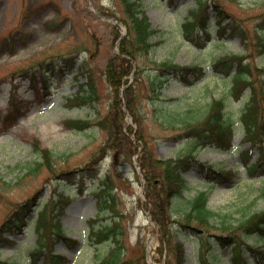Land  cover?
Segmentation results:
<instances>
[{
    "label": "rangeland",
    "instance_id": "1",
    "mask_svg": "<svg viewBox=\"0 0 264 264\" xmlns=\"http://www.w3.org/2000/svg\"><path fill=\"white\" fill-rule=\"evenodd\" d=\"M141 1L152 25L160 29L154 37V40L160 39V43L153 47L152 59L209 68L214 57L245 52L251 60L252 81L264 107V53L257 47L263 31L259 24L264 18V0H217L224 13L231 16L233 24L247 38L245 48L238 37L230 39L226 36L222 40L216 25L212 27V35L214 39L222 40L219 44L210 40L200 47L202 45L186 40L180 27L196 6L193 0ZM90 3L105 17L112 16V12H122L121 0H0V235L8 239L0 243V261L43 264V256L30 255L40 239L35 218L16 233L6 230L2 224L17 203L36 195L37 202L44 205L55 197V192L64 190V193H71V198L59 218L67 237L77 242L70 248L64 239L52 240L54 252L66 257L63 264H96L115 245L113 241H106L98 247L89 243L91 219L95 217L103 223L119 222V243L129 264H150V258L154 264H167L168 261L175 264L174 247L172 253L167 251L161 255L157 251V227L147 219L144 191L132 156H117L114 160L113 151L108 149L90 168L85 163L92 164L94 153L105 143L106 131L96 124L84 131L66 125L69 119L94 120L110 109L113 89L106 78L105 68L118 46L117 25L114 19H104L94 13ZM216 12L215 9L210 10L213 20ZM63 60L69 61L71 67L61 66ZM50 68L51 72L46 75ZM147 70L145 68L144 73L132 77L137 119L134 121L129 110L126 118L135 133L142 132L158 156L176 157L187 145L189 138L184 134L187 129L181 121H176V128L167 123L164 126L160 110L173 111L178 117L191 121L203 117L211 99L221 96L230 87L231 78L207 74L194 83L170 79L162 88L163 101L169 102L166 97L178 98L173 106L163 107L149 97ZM13 71L17 77L14 80L10 75ZM91 83L95 86L96 101L77 99L82 89L90 91ZM4 89H7L5 94ZM12 95L20 102L25 114L8 125L4 121ZM245 96L246 92L241 98L234 97V117L243 106ZM188 109L191 112H186ZM236 134L234 143L239 146L233 153L209 147L197 152L202 162L234 169L231 181L211 183L196 170L189 169L183 173L190 184V189L184 190L186 196L192 197L200 190L209 191L208 205L216 212L212 217L216 227L202 234L211 240V251L207 248L206 252L209 251V261L210 257L214 258V264L235 263L232 246L217 242L214 235L222 231L221 221L238 225L243 218L264 208V177L248 174L247 165L242 161L243 153L241 156L239 153L250 143L242 141L241 128H237ZM178 135L183 136L175 138ZM35 139L39 140L41 148L51 149L59 156L51 169L45 165L38 174H26L30 166L41 160L35 151ZM118 149L122 151L123 144ZM258 153L255 145L251 160L255 161ZM67 166L75 169L74 176H58L59 167ZM101 175H106L110 185L115 187L116 209L121 216L109 212L98 214L93 190L96 187L94 179ZM178 208L174 212L176 215L186 206L179 203ZM185 232L187 234L176 233V239L185 245V264H200V236L188 230ZM45 236L46 242L41 238L39 247L47 249L50 238ZM245 238L249 245L259 244L264 249V237L254 235ZM250 256V251L243 253L245 260ZM49 263L61 264V261L50 258Z\"/></svg>",
    "mask_w": 264,
    "mask_h": 264
},
{
    "label": "trees",
    "instance_id": "2",
    "mask_svg": "<svg viewBox=\"0 0 264 264\" xmlns=\"http://www.w3.org/2000/svg\"><path fill=\"white\" fill-rule=\"evenodd\" d=\"M196 1L198 2V6L192 11V18H186L180 28L185 36L193 34L196 35V38H199L197 28H205L207 26L210 0ZM216 2L219 5L217 0ZM121 3L122 12H112L111 14L127 26V31L120 40L119 52H116L108 59L105 68L106 78L113 89L109 112L104 116L98 115L94 120L87 118L69 119L66 121V125L75 130L84 131L96 124L106 131L107 137L105 143L94 153L92 164L89 162L85 163L89 167L97 164L99 159L107 153L106 150L108 149L113 151L112 156L114 160L120 156H133L134 153L138 152V147L142 141L143 147L138 155V162L146 180L144 192L147 201L144 202L145 209L148 210L150 208L152 218L159 224L158 235L160 245L157 251L161 255L167 251L172 253L174 247L176 249L175 264H184L186 258L184 245L183 242L175 239V235L178 232L188 230L200 236V264H210L204 252L205 246L207 244L210 245V238L202 233L203 231L210 230L211 227H216L212 222V217L216 213L208 207L207 191H198L193 197L185 196L184 190L189 189L190 186L182 173L191 167H195L205 172L206 176L210 177L211 180L221 181L229 179L231 174L228 170H216L212 164L201 163L197 159V151L205 146L222 149L228 148L238 122L251 135H254L253 131L257 127L261 128L264 133L263 102L260 100L256 86L253 85L251 97L246 98V102L240 108L236 117H234L233 109L227 112V114L224 113L226 112L224 108L232 105L229 99L225 97L213 98L210 106L205 109L204 116L193 121L187 120L184 117L180 118L173 111L160 110V117H163L162 124L165 126L167 123L169 126L176 128V121H181L187 129L184 134L189 139L183 152L176 157H159L149 146L148 140L142 132L135 133L132 124L126 121L124 107L132 112L134 121L135 118L137 119L135 86L133 82H130L133 69H135L134 76L144 73L145 68L149 69L145 74L149 76L148 83L151 90L149 97L151 101L159 102L158 105H162L163 107H170L173 106L175 100L169 98L171 99L170 102L163 101L161 97L163 84L170 78L175 77H181L184 80L190 81V74L195 71L196 66L195 64L193 66H183L172 62V60L156 61L152 59L150 53L153 47L160 43V39L154 40V37L160 29L154 27L150 22L148 16L145 14L141 0H121ZM224 15L225 13L221 12L220 16ZM222 18L219 17L217 19L218 24H222ZM260 26L264 27V23H261ZM115 29L116 37L118 38L120 35L118 25ZM240 35L243 42H247L244 34L240 32ZM259 41L258 45L261 46V52H264V32L260 34ZM227 57L231 61L226 63L224 71L234 70V86L230 93L240 95L244 91L245 86L251 84L249 79L251 78L253 69L247 62L242 63L243 56L241 55H228ZM144 60L146 61L145 63ZM234 63L237 64L236 69H233ZM153 70L157 72L155 71V73ZM95 92V86L91 83L90 91L84 89V92L80 93L77 99L96 101L97 95ZM262 92L264 98V90ZM21 108L12 99L9 106V111L12 113L6 121L12 123L18 119L19 115H21ZM186 112H191V109H188ZM133 133L136 140L131 137ZM182 136L178 135L175 138ZM253 139L257 141V137H253ZM35 140V151L39 154L41 160L36 161L34 165L30 166L26 174H38L40 168L45 165L51 169L55 165V159L59 156L51 149L41 148L39 140ZM122 144L123 149L119 151L118 148ZM120 153L121 155H119ZM58 170V176L66 178L74 176L75 173V169L70 168V166L59 167ZM97 188L96 194L98 196L99 212L109 210L111 214H120L116 209L115 187L110 185V181L106 175L100 177ZM68 200L70 199L67 194L58 192L56 199H51L43 207H38L37 226L44 230L53 227L57 235L62 236L63 229L59 224L58 216L63 212ZM179 203L184 204L186 209L179 213V215H176L174 212L179 209ZM36 204V195L17 203L16 207L4 221L3 227L8 226L11 230L20 229L21 222L27 214L32 212V208ZM221 222L224 229L230 228V230L224 232L227 234H219L218 238L222 244H234L235 255L233 257L237 263L241 259L243 252L241 245L245 243V240L242 237L235 239V235L230 232L238 229L243 235L258 233L264 236V209L253 212L249 217L242 219L237 226H233V223L230 221L227 223V220H222ZM223 228L221 227V229ZM120 229V225L115 222L112 225H100L95 230H91L94 238H97L98 241H110L109 239H113L116 242L111 250L99 260L98 264H129V261L124 259L119 243L118 235ZM229 234H233V237ZM4 240L0 235V241L3 242ZM250 250L259 252V246H251ZM4 263L9 264L8 262H0V264ZM167 264H171L170 261Z\"/></svg>",
    "mask_w": 264,
    "mask_h": 264
},
{
    "label": "bare ground",
    "instance_id": "3",
    "mask_svg": "<svg viewBox=\"0 0 264 264\" xmlns=\"http://www.w3.org/2000/svg\"><path fill=\"white\" fill-rule=\"evenodd\" d=\"M6 91H7V89H4L3 93L5 94Z\"/></svg>",
    "mask_w": 264,
    "mask_h": 264
}]
</instances>
